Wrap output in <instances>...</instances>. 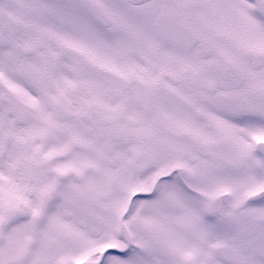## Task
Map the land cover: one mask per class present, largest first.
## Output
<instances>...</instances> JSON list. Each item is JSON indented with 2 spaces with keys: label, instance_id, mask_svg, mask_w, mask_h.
<instances>
[{
  "label": "snow or ice",
  "instance_id": "1",
  "mask_svg": "<svg viewBox=\"0 0 264 264\" xmlns=\"http://www.w3.org/2000/svg\"><path fill=\"white\" fill-rule=\"evenodd\" d=\"M0 264H264V0H0Z\"/></svg>",
  "mask_w": 264,
  "mask_h": 264
}]
</instances>
